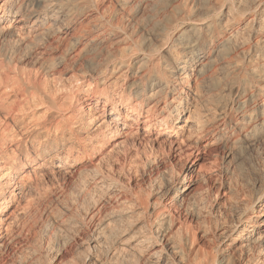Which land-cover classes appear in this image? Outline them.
Returning <instances> with one entry per match:
<instances>
[{
    "label": "clouds",
    "instance_id": "1",
    "mask_svg": "<svg viewBox=\"0 0 264 264\" xmlns=\"http://www.w3.org/2000/svg\"><path fill=\"white\" fill-rule=\"evenodd\" d=\"M0 264H264V0H0Z\"/></svg>",
    "mask_w": 264,
    "mask_h": 264
},
{
    "label": "bare ground",
    "instance_id": "2",
    "mask_svg": "<svg viewBox=\"0 0 264 264\" xmlns=\"http://www.w3.org/2000/svg\"><path fill=\"white\" fill-rule=\"evenodd\" d=\"M56 87H57V90L59 91V89H60V85H57Z\"/></svg>",
    "mask_w": 264,
    "mask_h": 264
}]
</instances>
